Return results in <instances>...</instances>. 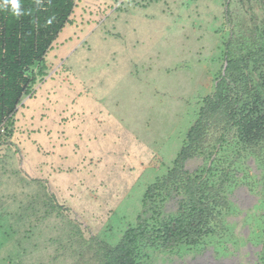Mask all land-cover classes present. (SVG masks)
<instances>
[{
	"label": "rangeland",
	"instance_id": "374dc122",
	"mask_svg": "<svg viewBox=\"0 0 264 264\" xmlns=\"http://www.w3.org/2000/svg\"><path fill=\"white\" fill-rule=\"evenodd\" d=\"M74 2L47 76L18 106L12 138L0 137V264H103L92 238L116 246L139 214L151 235L138 264L203 252L264 264V132L256 147L240 136L253 103L264 107V0ZM221 74L229 90L183 169L203 177L210 233L165 250L152 234L179 215L180 181L145 206L144 194Z\"/></svg>",
	"mask_w": 264,
	"mask_h": 264
},
{
	"label": "trees",
	"instance_id": "16d2710c",
	"mask_svg": "<svg viewBox=\"0 0 264 264\" xmlns=\"http://www.w3.org/2000/svg\"><path fill=\"white\" fill-rule=\"evenodd\" d=\"M25 15L19 18L7 10L0 11V137L12 138L17 108L24 97H34V85L48 74L46 54L52 49L53 42L66 25H72L74 0H21ZM233 63L226 54L227 73ZM259 86L264 90V72ZM229 90L227 76L221 74L216 80L213 93L202 99V107L196 121L190 126L186 140L177 153L172 168L163 178L146 189L143 206L155 200L166 186L180 181L176 191L183 194L179 215L174 219L162 221L152 238L161 241L165 250H173L183 242L194 246L203 236L210 233L208 225L209 207L204 202L203 177L198 172H185L184 163L194 156L196 146L206 134V120L211 112L220 109ZM255 114V116H254ZM264 132V107L260 110L258 101L253 103L240 127L241 139L249 146L256 147ZM152 215L155 209L152 208ZM151 235L147 221L142 214L137 216L135 227L129 228L116 246L92 238L99 245L103 264H138L137 243Z\"/></svg>",
	"mask_w": 264,
	"mask_h": 264
},
{
	"label": "bare ground",
	"instance_id": "6f19581e",
	"mask_svg": "<svg viewBox=\"0 0 264 264\" xmlns=\"http://www.w3.org/2000/svg\"><path fill=\"white\" fill-rule=\"evenodd\" d=\"M213 254L203 252L201 254L195 255L194 257L190 258L187 261L180 260L179 263H174V264H236L233 260L217 259L216 257L213 256Z\"/></svg>",
	"mask_w": 264,
	"mask_h": 264
},
{
	"label": "clouds",
	"instance_id": "9594fccd",
	"mask_svg": "<svg viewBox=\"0 0 264 264\" xmlns=\"http://www.w3.org/2000/svg\"><path fill=\"white\" fill-rule=\"evenodd\" d=\"M41 0H36L39 5ZM7 10L16 18L25 15V10L22 7L21 0H0V11Z\"/></svg>",
	"mask_w": 264,
	"mask_h": 264
}]
</instances>
